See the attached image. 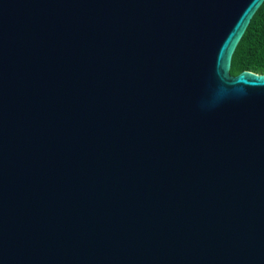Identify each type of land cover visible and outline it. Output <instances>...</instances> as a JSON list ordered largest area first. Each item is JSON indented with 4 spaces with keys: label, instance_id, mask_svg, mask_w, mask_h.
Masks as SVG:
<instances>
[{
    "label": "water",
    "instance_id": "water-1",
    "mask_svg": "<svg viewBox=\"0 0 264 264\" xmlns=\"http://www.w3.org/2000/svg\"><path fill=\"white\" fill-rule=\"evenodd\" d=\"M264 0H0V264H264Z\"/></svg>",
    "mask_w": 264,
    "mask_h": 264
},
{
    "label": "trees",
    "instance_id": "trees-1",
    "mask_svg": "<svg viewBox=\"0 0 264 264\" xmlns=\"http://www.w3.org/2000/svg\"><path fill=\"white\" fill-rule=\"evenodd\" d=\"M243 71L264 75V2L251 18L231 58L230 75Z\"/></svg>",
    "mask_w": 264,
    "mask_h": 264
}]
</instances>
